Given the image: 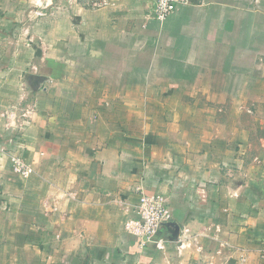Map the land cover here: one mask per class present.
<instances>
[{
	"label": "crops",
	"instance_id": "0c3cea01",
	"mask_svg": "<svg viewBox=\"0 0 264 264\" xmlns=\"http://www.w3.org/2000/svg\"><path fill=\"white\" fill-rule=\"evenodd\" d=\"M107 1L0 0V264H264V0Z\"/></svg>",
	"mask_w": 264,
	"mask_h": 264
},
{
	"label": "built area",
	"instance_id": "2783aa9c",
	"mask_svg": "<svg viewBox=\"0 0 264 264\" xmlns=\"http://www.w3.org/2000/svg\"><path fill=\"white\" fill-rule=\"evenodd\" d=\"M193 0H157L153 7V18L157 21H165L171 17L180 6L192 4ZM107 0H91L93 9L107 6ZM13 170L21 176L27 177L31 170L23 162L16 160ZM166 200L159 195L142 193L135 207L136 218L133 222L134 233L140 238L142 245L156 242L157 246L163 245V240H157L163 227L170 220L167 212Z\"/></svg>",
	"mask_w": 264,
	"mask_h": 264
}]
</instances>
